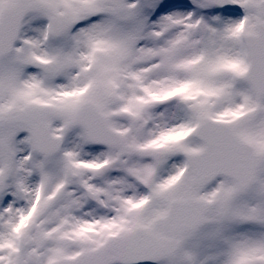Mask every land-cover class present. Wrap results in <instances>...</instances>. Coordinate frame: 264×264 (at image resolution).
<instances>
[{"label": "snow or ice", "instance_id": "obj_1", "mask_svg": "<svg viewBox=\"0 0 264 264\" xmlns=\"http://www.w3.org/2000/svg\"><path fill=\"white\" fill-rule=\"evenodd\" d=\"M0 264H264V0H0Z\"/></svg>", "mask_w": 264, "mask_h": 264}]
</instances>
